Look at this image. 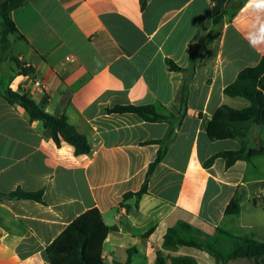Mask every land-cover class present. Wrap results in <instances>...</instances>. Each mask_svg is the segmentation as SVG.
<instances>
[{"label": "crops", "instance_id": "1", "mask_svg": "<svg viewBox=\"0 0 264 264\" xmlns=\"http://www.w3.org/2000/svg\"><path fill=\"white\" fill-rule=\"evenodd\" d=\"M10 17L24 40L10 35L9 52L0 53V264H49L46 247L91 209L114 227L102 247L105 264H154L178 221L264 243V125L250 133V161L203 165L240 148L237 140H210L204 123L221 106L248 105L224 89L264 57V0H146L144 7L140 0H27ZM194 44L202 48L192 66ZM18 66L32 73L19 74ZM7 87L45 101L53 117L66 116L90 151L57 145L40 121L4 99ZM124 105L173 117L147 122L106 112ZM161 148L137 208L134 198L123 202L140 190ZM15 191L41 193V200L10 198ZM232 199L239 212L226 215ZM176 254L215 264L199 250Z\"/></svg>", "mask_w": 264, "mask_h": 264}, {"label": "trees", "instance_id": "2", "mask_svg": "<svg viewBox=\"0 0 264 264\" xmlns=\"http://www.w3.org/2000/svg\"><path fill=\"white\" fill-rule=\"evenodd\" d=\"M27 0L0 1V52L7 53L10 49L8 37L16 34L20 40L24 38L16 29L10 13L23 6ZM144 7L146 0H140ZM242 3V2H241ZM223 11L216 12L213 23L218 25ZM211 34V32H210ZM202 45H190L189 55L191 64L199 59ZM166 64L172 71H183L171 60ZM19 74L29 75L31 68L18 66ZM12 77L9 78L8 84ZM224 94L229 97H242L248 101L243 109H233L227 106L219 107L211 118L204 123V131L210 140H237L240 148L232 151H223L212 155L204 162L209 168L217 158H222L225 167H231L236 161H250L248 139L252 128L264 125V57L254 67L240 71L233 83L226 86ZM4 99L10 105H18L27 114L29 121H40L44 128L50 130L53 141L59 145L64 141L72 145L77 155L87 154L90 144L87 138L80 134L71 125L66 116L53 117L45 112V101L39 104L6 88ZM109 114H133L138 119L147 122H169L172 115L159 114L154 106H115L107 109ZM180 115L184 111L179 112ZM168 140L154 141L164 143ZM259 149V147L257 148ZM165 148L158 150L154 160L149 164L144 181L139 191L123 195L122 201L135 199L137 208L140 198L147 193L148 181L159 162L164 157ZM10 198L23 200H41V193H24L15 191L9 194ZM239 206L236 199H232L225 207L226 215H237ZM114 227L104 224L97 209H91L72 221L61 234L45 249L49 264H105L102 258L103 243ZM182 248L199 250L208 254L215 264H230L236 260H247L252 264H264V243H259L249 236H238L231 231L215 228L212 234H207L197 227L178 221L169 227L162 239L160 249L156 251L154 264H198L191 256L176 254Z\"/></svg>", "mask_w": 264, "mask_h": 264}, {"label": "rangeland", "instance_id": "3", "mask_svg": "<svg viewBox=\"0 0 264 264\" xmlns=\"http://www.w3.org/2000/svg\"><path fill=\"white\" fill-rule=\"evenodd\" d=\"M0 1H4V0H0ZM1 53V52H0ZM242 262H249V261H247V260H236V261H234L233 263H235V264H240V263H242Z\"/></svg>", "mask_w": 264, "mask_h": 264}, {"label": "built area", "instance_id": "4", "mask_svg": "<svg viewBox=\"0 0 264 264\" xmlns=\"http://www.w3.org/2000/svg\"><path fill=\"white\" fill-rule=\"evenodd\" d=\"M34 85L38 87L39 86V83L37 81H35L34 82Z\"/></svg>", "mask_w": 264, "mask_h": 264}, {"label": "clouds", "instance_id": "5", "mask_svg": "<svg viewBox=\"0 0 264 264\" xmlns=\"http://www.w3.org/2000/svg\"><path fill=\"white\" fill-rule=\"evenodd\" d=\"M255 43V42H254Z\"/></svg>", "mask_w": 264, "mask_h": 264}]
</instances>
